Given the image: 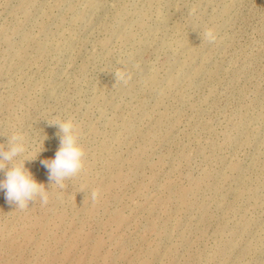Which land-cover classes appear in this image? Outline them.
<instances>
[{
	"label": "rangeland",
	"instance_id": "1",
	"mask_svg": "<svg viewBox=\"0 0 264 264\" xmlns=\"http://www.w3.org/2000/svg\"><path fill=\"white\" fill-rule=\"evenodd\" d=\"M68 118L85 167L60 189L40 161ZM15 132L49 201L0 192V264H264V0H0Z\"/></svg>",
	"mask_w": 264,
	"mask_h": 264
},
{
	"label": "clouds",
	"instance_id": "2",
	"mask_svg": "<svg viewBox=\"0 0 264 264\" xmlns=\"http://www.w3.org/2000/svg\"><path fill=\"white\" fill-rule=\"evenodd\" d=\"M204 39L215 43L217 35L212 28L204 32ZM115 73L116 81L127 84L131 73L118 70ZM48 122V121H47ZM48 124L58 128L59 148L53 159L41 160V164L48 170L49 185L55 184L60 189L65 188V181L78 176L85 167V150L81 145L78 126L72 118L54 120ZM2 145V144H0ZM39 152L32 155L28 136L22 132H15L8 137L6 146H0V171L4 178L0 179V192L9 205L15 209H26L30 202L39 199L42 204L49 201L48 187L38 182L33 173L26 167L27 162L34 161ZM95 202L99 190L91 193Z\"/></svg>",
	"mask_w": 264,
	"mask_h": 264
}]
</instances>
